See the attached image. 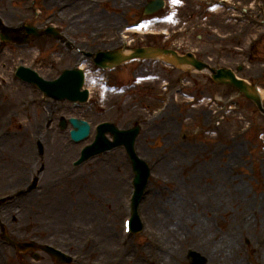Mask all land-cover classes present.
<instances>
[{
    "label": "rangeland",
    "instance_id": "obj_1",
    "mask_svg": "<svg viewBox=\"0 0 264 264\" xmlns=\"http://www.w3.org/2000/svg\"><path fill=\"white\" fill-rule=\"evenodd\" d=\"M40 1L42 5L43 0ZM165 1V7L161 11V14H170L171 18L163 21V23H150V27H148L151 31L165 30L167 32L164 37L160 38L161 43L168 42L167 44L169 46H175V50L180 53L185 52V50H198L201 52L199 54L201 59L210 63H217L218 66L233 69L235 64L244 63L247 68L240 76L256 82L262 89L264 98V73L262 72L264 71V41L258 51L252 54L247 52L250 39L264 32V26H256V28L248 25L246 22L239 23L234 17L238 16L235 13L236 10L230 9L224 12L221 8L207 10L201 7L202 0ZM234 1L238 0H232V3ZM66 2L69 3L71 0H57L50 7L49 11L44 9V16L39 21L34 22L30 17H26L29 13H26L23 9L24 4L21 7V3L18 0H15V2H11V0H0V18L5 23H10V26L18 25L21 20H25V24L27 25L40 26L43 24L42 18H46L58 5L65 4ZM239 2L241 6L249 5L253 9V0H239ZM80 3L86 4L84 0H80ZM112 6L109 5L96 9V11L100 12H104L105 9L113 12V17L99 20L103 24L88 26V28H84L86 31L83 28L79 29L83 31H79L77 36H75V44L78 48L90 52L93 51L100 41L103 42L106 48L112 45V43L107 42L110 37V31L106 26L111 22L118 21V16L123 10V8L112 9ZM62 11L59 14L64 18H68V16L70 18L73 17V13L75 12L88 13L86 9L79 5L69 6L66 8V13H64L65 10ZM136 12L137 10L132 8L130 15ZM79 19L80 17L77 16L76 20ZM64 20L65 23L63 26H68V23L66 24L67 20ZM67 30L69 31V28ZM176 30L178 32L175 37L170 38V33ZM99 31H101L103 36H100V39L95 44L89 45L85 43L92 32L96 33ZM67 35L69 38H72L71 36L73 34L67 33ZM130 35L132 36L131 45L146 44L145 42H147L143 33H130ZM53 41L50 42L46 38H38L27 44V46H20L11 42L8 49L0 57V157H2L0 160L4 162L5 159L3 156H10V154L5 153H9L10 148H12L13 151L10 161L17 167L16 171L20 169L28 174L38 172L43 165L47 167V159H49V154H47L48 147L54 148L57 151L65 147L68 135L66 132H59L56 129L55 121L59 115L65 113L66 109L71 108L67 107L64 102L55 105L54 111L57 110L58 112L51 127L44 124L46 122V115L38 107L33 108L30 112H24L25 101L28 99L30 91L26 86L11 79L13 68L17 64L22 63L37 68L45 78L52 79L57 77L62 68H70L77 62L83 60L86 64L84 69L87 74V84L89 85L96 76V74L91 75L88 60L81 59L78 54H63L65 52L64 46L59 42ZM50 62L53 63L50 64ZM137 64L138 61H134L117 68L113 74L118 79V82H127V80H132L133 78H140V80H142L141 78L146 79L145 74L154 67L149 63H145L137 70ZM157 71H160L158 70V66ZM191 79L189 92H194L197 95L194 98L195 102L198 101V96H203V94H207L208 96L206 98H208L209 95L219 93L226 95L233 94L234 92L229 86H221L222 88L220 89L211 86L206 74H192ZM160 82L156 78L153 82L148 83L149 85L143 86L140 84L139 88H135L132 91H114L107 95L101 90L97 82L96 90H94L91 97L92 106L95 108L94 111L88 110L85 115L80 112L78 114L90 119L92 124L106 120L116 122L119 128L130 126V124L134 123V118L139 112L136 108L138 102L142 103L143 106H148L147 104L154 103L152 99L157 101L159 96L154 92L158 90ZM127 92L129 93L127 94ZM185 101L186 99H180L164 111L161 123L156 128L161 127L163 125L162 122L165 120L168 122L171 121V126L164 129V131L168 130L166 134L158 136V129L152 130L143 127L140 136H138L137 144L142 148L143 152L147 153L146 155L162 153L164 156L167 151L173 153L171 154L172 171L170 170V175L169 172L166 175L165 171H158L162 175L163 181H157L156 177L153 176L149 182L152 191L142 204V213L148 219V226L143 233L129 240L130 249L128 251V257L134 258L136 248L140 254H143L148 249V235L150 237H157L159 243L162 242L164 246L169 244L168 242L170 241L168 239L170 236L172 237V246L178 248L179 255L177 253L176 257H172L171 262H167L164 260L167 255V248L165 246L163 251L161 248L159 253L163 264H188L186 259V250L188 248H193L215 263L219 260V262L222 261L224 264H249V262L253 264H264V260H261V263L256 258V251L254 249L255 246H260L261 243L264 249V116L260 115L249 101H246L244 98H239V114H230L222 122L218 129L220 132L216 133L218 136H211L204 132L195 135L189 133L190 137L188 138L187 144L185 146H179L180 149L172 150V146L170 147L168 145L170 138L178 136L181 132L180 129L183 131L192 126L202 127L201 123L210 114L208 110L206 112L204 111L207 109L206 107L203 109L185 107ZM156 104L158 103L155 102L153 106ZM201 104H204V101ZM72 111L76 110L74 109ZM73 113L75 114L77 112ZM40 117L43 119H40ZM11 118L15 122L9 127L8 135L11 136L6 137L7 134H4L2 131L10 125ZM36 119L39 120L38 123H35ZM246 123L254 124V128L247 135H241L237 130ZM144 133L148 137L156 135L157 140L154 142H152V139L142 140ZM32 137H39L44 140L42 146L46 153L43 151L41 156L37 155L36 146L32 142ZM20 143V148H13ZM218 143H222L225 146L224 155L219 160L209 161L210 156L207 154ZM26 144L27 146L29 145L28 152H24L21 149ZM162 144L166 146L164 147ZM79 147L76 146L74 152L68 158L62 157L56 159L58 170L60 172L62 170V174L64 173L65 176L58 182V185H54L48 189L47 194L57 197L59 192L61 194L66 193L67 199L64 202L66 205H64L63 211L66 210L67 205L72 206L74 209L78 208L76 211L81 206L88 207L89 214L87 219L85 221H79L78 219L75 221L76 228L73 234H70L66 230H53L49 226V217L46 216L43 221L41 219L43 212L39 211L37 207L33 210L29 209V206L23 207L26 204H31V202H34L36 204L35 206L42 204V202L35 201L36 196L40 193L34 191L30 192L24 199L20 198L22 201H18L17 205L15 203L12 205L6 204L3 207V211L2 209L0 210V218L6 227V233L15 242H23L24 239H20L23 235L27 239L32 238L38 241L49 242L74 255H80L81 258L84 257L83 264H90L93 260H105L103 258L114 255L112 248L114 250L117 242V231L120 225L119 214L117 213V196L119 194L121 180L118 177L119 181L114 184L112 192L108 194L93 179L104 173V168H108L109 166L112 172L114 171L115 173L117 171L115 168H118L120 170L118 175H124L126 165L123 150H115L112 153H104L91 158L77 173L70 176L68 173V163L76 156ZM38 158L41 160H38ZM58 174L59 172L57 171ZM26 176H22L20 179L17 178L9 186L5 183H0V193L8 194L11 188L21 182L24 183ZM28 176L31 177L32 175ZM174 186L178 188L176 192L180 190L185 200L181 202V204H184V207L181 209V214L183 215L181 217L184 220L182 222L186 223L174 225V231L170 234L165 229L167 233H164L163 227L158 221L163 213L159 211L155 215L153 201L154 205L159 200L168 201V198H165L166 192L169 187L172 189ZM193 196L196 198L200 197V202L203 200L210 202V197H212V200L208 205L204 204V207L201 208L198 206L197 208L194 205L195 200H192ZM82 197L83 199H81ZM98 197H100L99 202H97ZM152 197H157L155 198L156 201ZM57 198L59 201H62L59 196ZM17 206H19L18 209ZM206 212H208L209 217L208 239L216 242L217 247L207 245L202 248L198 247L194 243L195 239L193 240V236L190 235V231L186 227L187 225H185L187 221H192L196 214L199 217H203L202 213ZM172 216L179 218L176 214ZM36 220L42 222L36 223ZM105 221L113 226L112 238L108 244V251L104 253L105 256L101 257L90 249L89 239L84 241V243L83 240L88 234L87 236H97L100 241L102 236L105 237L109 232L111 233L109 227L106 226L107 230L105 229ZM186 233L189 235V239L187 240L184 238V235L187 236ZM235 237L238 239L237 241L224 246L226 240ZM1 240L0 237V253L2 252L0 254V264H2L1 260L5 258L7 264H52L45 255H39L40 259H42L40 263L33 261L34 259L32 257L35 255L31 253L33 251L29 250L18 254L14 258L12 257V251ZM179 241L184 243L182 247L178 245ZM141 244L146 245L144 251L143 248L140 249ZM209 251H211V255L208 256ZM245 254L247 256L249 254L251 258H245ZM126 262L135 264L130 259H127Z\"/></svg>",
    "mask_w": 264,
    "mask_h": 264
},
{
    "label": "bare ground",
    "instance_id": "obj_2",
    "mask_svg": "<svg viewBox=\"0 0 264 264\" xmlns=\"http://www.w3.org/2000/svg\"><path fill=\"white\" fill-rule=\"evenodd\" d=\"M105 16H106V14L103 12L96 13V14H94L92 12H90L89 14L85 13L84 18L81 20V22L85 21V23H87L89 25H91V24L98 25V21L100 19L104 18ZM72 24L76 25V23H72ZM146 27H147V24H141L139 26H136V27L134 26L130 29H127V32L142 33L145 29L147 30ZM81 68H82V66H81ZM95 86H96V83L91 84V87L93 89H95ZM105 94L107 95L108 93L106 92ZM168 125L169 124H165L164 126L166 127ZM219 126H217L216 128H218ZM20 145H21V143L17 144L13 148L18 149V147L20 148ZM21 149L24 152H28L29 151V145L27 146V144H26V146H24ZM74 150H75V147H73V146L63 147V148H60V150H58V151L54 148H49V147L47 148V154H49V159H47V167H45L44 174L41 177V182L44 183V185H42L43 188H46L45 185H47V186H49V188H51L52 186L56 185V183H57V176L59 175V174L57 175V171L58 172H60V171L58 170L56 159L57 158L60 159L62 157L66 158V157L70 156ZM12 151H13V149L10 148L9 153L8 152L5 153V154H10V156L4 155L3 156V158L5 159L4 162H2L0 160V179H2V180H0V183H5V184H7V186L13 184V182L15 181L16 178L21 177V176L25 175V173H26L20 169L16 171L17 167L14 166L15 164L10 161ZM0 158H2V157H0ZM158 166H160V168L163 171H165L166 173L169 172V175H170L169 156L166 157V161L162 165L158 164L157 167ZM107 169H108V171H107ZM104 170H105L104 173L96 176L93 180L96 181L99 185H101L100 187L102 188V190L104 189L106 191V193H110L113 190L114 184L118 180V176L114 173V171L112 172V170H110V166L108 168H104ZM39 193L40 194L38 196H36L35 201L42 202V204L35 206L36 205L35 203H31L28 205L29 209L33 210L35 207H37V209L39 211L43 212V217L41 218L43 221L45 220L46 216H48L49 217L48 220H50L49 226L53 230L54 229L57 231L66 230L70 234H73V232H75V228H76L75 221H77V219L79 221H85L87 219V216L89 214L87 206H81V208H79V210L76 211V209H78V208L74 209V208H72V206L70 207L67 205L66 210L63 211L64 205H66V204H64V202H66V199H67L66 193L61 194V192H59L57 194V197L59 196L62 201H59L57 197L47 195L46 191L45 192L41 191ZM47 193H48V191H47ZM43 195H45V196L43 197ZM81 199H83V197ZM153 200L156 201L155 198H153ZM182 200H183V197L180 194V192H178L177 194H173L171 196V203L170 202L165 203L161 200L156 201L154 209L156 210L157 213L159 212V210H161L163 213V215L158 219V221L160 222L161 226L163 227V230L165 229L170 234H172L174 231V225H179V223L184 221L181 217V215H182L181 209L184 207V204H181ZM174 214H176L179 218L172 216ZM40 222H42V221L36 220V223H40ZM55 223H56V225L54 226ZM187 225H189V224H187ZM190 226L192 227V230L190 232L191 236H193V239H195L194 243L198 247L202 248L205 245H207V246L214 245L208 240L209 228H208V222H206V220H204V219L193 220L192 224H190ZM165 230H164V233H167ZM106 234H107V232H106ZM110 234L111 233L109 232V234H107V236L101 237L103 241L104 240L106 241V243H105V245L99 246V248L97 249V253L104 254L107 251V247H108L107 245H108V242L110 241L109 239H111ZM237 240L238 239H236V237L231 238L229 240H226L224 246H226V244H232L233 242H235ZM168 241H170V236H169ZM223 243H224V241H223ZM170 244H171L170 252H169V255L166 257L167 262H171L172 257H176L177 253L179 255V251L177 250L178 248H175L172 246V240L170 241ZM178 245L180 247H182L184 244L179 241ZM217 263L218 264H220V263L224 264L222 261L219 262V260ZM217 263H215L213 260H210V262H209V264H217Z\"/></svg>",
    "mask_w": 264,
    "mask_h": 264
}]
</instances>
